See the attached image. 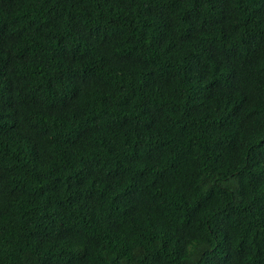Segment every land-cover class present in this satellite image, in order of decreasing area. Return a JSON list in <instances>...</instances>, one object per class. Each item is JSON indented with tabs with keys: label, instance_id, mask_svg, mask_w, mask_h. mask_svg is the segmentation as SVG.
<instances>
[{
	"label": "trees",
	"instance_id": "trees-1",
	"mask_svg": "<svg viewBox=\"0 0 264 264\" xmlns=\"http://www.w3.org/2000/svg\"><path fill=\"white\" fill-rule=\"evenodd\" d=\"M0 264H264V0H0Z\"/></svg>",
	"mask_w": 264,
	"mask_h": 264
}]
</instances>
